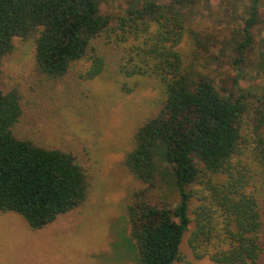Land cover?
Listing matches in <instances>:
<instances>
[{
    "label": "trees",
    "instance_id": "16d2710c",
    "mask_svg": "<svg viewBox=\"0 0 264 264\" xmlns=\"http://www.w3.org/2000/svg\"><path fill=\"white\" fill-rule=\"evenodd\" d=\"M195 1H147L115 16L102 13L97 0H0V76L15 37L30 43L45 78L60 80L86 59L90 66L80 75L88 80L104 77L99 40L108 44L114 35L120 44L141 35L127 62L116 61V72L150 78L156 106L133 130L122 164L149 187L165 164L178 202L152 204L143 192L124 199L136 264H194L180 253L191 223L187 242L195 260L264 264V95L260 106L244 92L232 101L182 57L177 47L187 30L174 4ZM258 2L250 0L235 63L257 22ZM20 102L16 88L0 87V212L15 213L36 230L82 204L91 177L72 153L15 134ZM193 199L198 204L191 208Z\"/></svg>",
    "mask_w": 264,
    "mask_h": 264
},
{
    "label": "rangeland",
    "instance_id": "374dc122",
    "mask_svg": "<svg viewBox=\"0 0 264 264\" xmlns=\"http://www.w3.org/2000/svg\"><path fill=\"white\" fill-rule=\"evenodd\" d=\"M97 1L102 13L115 16H124L132 4L175 3ZM249 6L250 0L174 4L187 30L177 48L191 62V69L210 79L220 94L232 101L241 92L251 94L260 106L264 95V0L258 2L257 22L249 29L250 40L241 60L234 61L239 57L237 45ZM140 39L141 35L130 36L117 44L113 35L108 44L97 42L107 56L104 77H82L80 73L90 66V61L83 59L64 78L52 80L36 70L30 43L13 38V50L2 60L0 87L16 88L20 94L22 112L15 134L72 153L89 172L91 189L82 204L40 229H29L15 213L0 212V264H136L124 199L143 192L149 203L170 208L177 204L178 194L168 182L165 164L158 165L152 187L134 178L122 164L133 130L156 106L157 92L150 78L124 77L116 72V61L127 62L129 48ZM123 83L132 90L122 89ZM261 129L264 136V124ZM197 204L193 199L191 208ZM192 228L191 223L180 243L182 258L194 264H218L208 257L193 258L187 242ZM173 264H183V260Z\"/></svg>",
    "mask_w": 264,
    "mask_h": 264
}]
</instances>
